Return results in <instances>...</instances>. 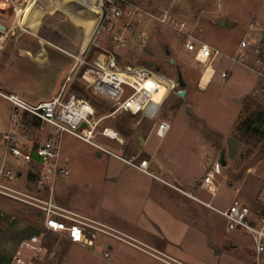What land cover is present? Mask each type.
<instances>
[{"label": "rangeland", "instance_id": "rangeland-1", "mask_svg": "<svg viewBox=\"0 0 264 264\" xmlns=\"http://www.w3.org/2000/svg\"><path fill=\"white\" fill-rule=\"evenodd\" d=\"M126 1L132 6L139 7L152 18L146 17L141 24L134 26L127 34L128 41L125 47L114 50L119 59V66L121 68L145 66L150 62L153 63L154 68L165 78L155 101L159 106L170 90L167 81L172 83L173 89L161 110L150 111L145 116L141 114L137 116L117 114L115 117L106 119L102 126L117 130V125L121 123L127 129L132 130L128 145L123 147V149L127 147L126 158L140 154L138 151H140L141 142L138 138H146L162 120L167 121L171 126L166 137L161 140L164 147L181 143L189 146L188 150L191 152L197 136L205 139L206 166L209 167L210 160H216L222 155L226 159V166L222 175L218 177L220 189L213 201V206L224 210L228 207L233 196V199L237 198L250 207L257 204L264 188V132H261L260 135L247 132L245 124L248 123L252 129L264 127V81L251 69L255 67L256 59L264 58V43L262 42L264 0ZM90 2L98 7V0H91ZM165 11L170 12L171 20L174 22L172 25L171 22L167 25L159 22V18ZM195 20V27L192 24L183 32L178 31L181 22L190 21L191 23ZM15 21L17 23L18 17L15 20L14 13L6 5L0 4V24L9 31L12 27V29L18 27L14 23ZM220 23L224 25H220ZM114 29L102 22L80 61L84 64H90L99 58L104 51L110 50V36ZM48 30L52 33L54 31L61 33L65 58L57 67L58 71L54 73V77L46 78L45 81L37 78L39 79L36 82L37 90L33 97L38 102L47 99L45 95L48 94V91H51L53 95L59 94L64 77L68 75L72 66L70 61L74 62V59L79 57V47H69L67 40L73 37L72 39L78 46L81 43V32L63 16L51 15L44 18L42 32ZM140 30H144L146 34L147 47L145 49L139 46L140 40L137 33ZM66 31L72 33L73 36L65 37ZM22 34H24L22 31L15 29L14 37L9 39L8 36L9 47L14 45L17 37ZM48 37L51 38L54 35ZM245 38L251 42L250 49L242 53L238 52L240 42ZM188 40H191L197 47L207 45L212 52L218 51L220 53V57L216 61L217 64L214 66L217 74L206 91H201L196 86L201 75V65L196 64L195 67L193 53L185 47ZM26 42H32V38L25 36L21 38L19 44L21 46ZM33 45L36 44L33 43ZM257 50L259 55L255 54ZM26 55L29 56V54ZM171 60L176 61V64H173ZM84 69V65H79L76 69L72 76L68 94L76 93L84 97L95 107L98 118L105 117L114 110L113 104L87 88L81 79ZM177 69L180 70L184 80L188 82L192 80L193 84L188 85L189 93L184 98L178 96L180 88L176 86L178 82ZM223 71L228 73L226 79L221 78ZM36 74L39 73L36 71ZM212 74V69L205 70L200 82L201 89H206ZM0 92L6 95L11 94V92L1 88ZM25 101L31 103L33 100L27 99ZM11 111L10 103L0 97V165L4 153L2 135L9 127ZM239 128H242V132H238ZM159 142L160 139H155V143ZM62 146L65 152L87 156V159L94 151L90 145H86L69 135L64 136ZM114 147L116 150L121 149V147ZM119 153L123 154L121 150ZM7 165L13 171L23 172V178L16 177L10 182L13 187L25 191L35 190L27 177L32 164L16 161L10 157ZM76 165V173L71 177V179L76 177L77 182L73 199L90 205V160L82 162L81 165L73 162V165L71 164L73 172ZM229 185H233L236 189L229 190ZM204 198L206 201L210 200L207 193H204ZM0 214V257L2 254L10 257L15 254L18 248L17 243L20 241L17 242V238H19L17 235L22 231L37 230L40 233L43 232L41 214L33 208L0 197ZM211 221L220 238L228 240L234 236L233 233L225 232V220L219 215L213 214ZM239 239L241 244L243 243L241 254H249L250 241L248 237L241 234ZM44 240L49 250L56 252V256L52 260H44L43 264H162L158 260L141 253H136L134 259H131L126 253L129 251L128 246L101 234H95L92 250L71 245L62 256L58 255L56 251L57 247L65 241L61 236L48 233ZM109 245H113L115 250L109 251L107 249ZM117 247L125 251V256L117 255ZM225 250L228 252V249ZM217 251L218 253L224 252V250L218 249ZM106 253L109 259L104 256Z\"/></svg>", "mask_w": 264, "mask_h": 264}, {"label": "built area", "instance_id": "built-area-1", "mask_svg": "<svg viewBox=\"0 0 264 264\" xmlns=\"http://www.w3.org/2000/svg\"><path fill=\"white\" fill-rule=\"evenodd\" d=\"M24 1L0 0V4L6 5L14 13L16 20L17 5ZM98 1L97 6L101 11L100 24L103 22L115 28L110 36V50L104 51L90 64L75 60L73 69L64 77L59 94L49 100L30 103L17 94L6 95L0 92V97L12 106L9 127L2 135L4 153L0 165V197L37 210L41 214L43 225V232L40 235L31 236L19 244L10 264H43L44 260L54 259L56 252L49 250L44 240L48 233L74 242H82L88 236L101 234L137 247L125 236L116 234L112 229L96 221L63 208L56 202L57 184L71 176L70 162L62 152L65 135L90 145L97 152L119 158L101 142L112 141L123 147L125 139L116 131L103 127L102 123L117 114L145 116L150 111L161 110L173 89L172 83L167 81L170 90L162 104L157 105L153 97L159 93V87L154 81L157 77L163 80L165 78L154 66L150 67L149 63L145 66L121 68L118 56L114 52L116 49L125 47L128 41L127 34L134 26L141 24L146 17H152L139 7L128 4L126 0ZM159 22L163 25L169 22L171 25L174 23L169 11L162 14ZM175 25L177 27V24ZM12 28L7 31L9 39L15 35V30ZM184 29L186 25L181 24L178 31L183 32ZM137 35L140 40L139 46L145 49L147 47L145 32H138ZM263 38L264 35L262 40ZM250 46V40L245 38L240 43V52L249 50ZM185 47L193 53L194 62L205 67L206 70L213 67L215 59L220 55L217 51L212 52L207 45L197 47L191 40L186 42ZM255 54L259 55V51L257 50ZM79 65L85 66L81 79L87 88L113 104L114 110L107 116L98 118L95 107L88 100L76 93L68 94L72 76ZM251 69L264 81L263 57L256 59L255 67ZM227 77L228 73L221 74V78ZM176 86L178 87V84ZM170 129V124L162 120L157 125L156 136L163 139ZM263 129L264 127L259 128V131L264 132ZM110 132H114V136H110ZM10 157L16 161L32 164L27 177L30 175L34 177L35 190L25 191L10 184L16 177L23 178V172L13 171L7 167ZM120 159L140 172L158 179L150 171L148 160L137 163V157ZM220 159L221 157L210 160L203 179L198 183L199 189L211 197V202L206 203L191 194L189 197L220 215L226 222L228 232L248 236L255 252L254 264H264V199L256 207L245 205L237 198L233 199L225 210L212 206V201L217 197L220 189L218 177L222 175L224 169ZM108 257V254H105V258Z\"/></svg>", "mask_w": 264, "mask_h": 264}, {"label": "crops", "instance_id": "crops-1", "mask_svg": "<svg viewBox=\"0 0 264 264\" xmlns=\"http://www.w3.org/2000/svg\"><path fill=\"white\" fill-rule=\"evenodd\" d=\"M180 24H185L187 29L192 24L195 27L196 20L191 23L190 21H183ZM60 34L59 31L42 32L41 26L39 38H34L30 33H24L18 36L15 44L10 47V40L8 39L0 51V88L11 92V94H19L25 100L32 99L31 103L38 102L33 97L37 90L36 82L39 80L37 78L45 81L46 78L54 77V73L58 71L57 67L65 58ZM65 34V37L73 36L67 31ZM53 35L54 37H51L53 39L48 37ZM25 36L32 38V42H26L20 46V40ZM72 38L67 40L69 47H78ZM40 41H44L45 44L42 46ZM42 48L47 53V60L44 61L43 67L32 60V57L36 56ZM219 57L220 55L213 63L211 68L213 74L206 89L200 88V82L206 70L205 67H200L201 75L196 83L199 90L206 91L211 84L217 74L214 66ZM70 62L72 66L69 73L76 61L71 60ZM36 71L39 74H36ZM191 81L184 80L187 96L189 93L188 85H193ZM45 96L46 100H49L57 95L48 91ZM110 129L119 133L125 139V145H128L131 135L125 136L113 128ZM156 130L157 128L146 138H138L141 142L140 151H138L140 154L131 155V158L132 156L137 157V163L148 160L150 171L158 179L140 172L121 160L120 158H126L127 147L123 149L124 146L121 147L115 142L103 140L101 143L119 158L102 154L94 149L87 159V156L65 152L62 146L63 155L70 162L71 176L59 181L60 184L58 183L56 189L57 204L128 238L137 247L106 236L128 246L129 251L126 253L131 259H134L136 253H141L158 260L162 264H254L255 252L251 239L247 236L250 241L249 254H241L243 249V243L241 244L239 239L241 233L228 232L225 226V232L233 233L234 236L228 240L220 238L211 221V216L217 213L189 197L191 194L201 201L211 202V197L209 201H206L205 192L198 187V183L203 179L208 169V166L205 165L207 163L205 139L197 136L193 151L189 152V146L186 144L176 143L164 147L161 144L163 139L156 136ZM155 139H160V142L155 143ZM114 146L121 147V149L116 150ZM120 150L123 154L119 153ZM86 160H90V205L73 199L77 182L76 177L71 179L77 168L76 165L73 172L71 164L73 165L74 162L81 165ZM28 178L34 186V179ZM228 188L229 190L236 189L233 185H229ZM263 199L264 188L257 204L252 207L259 206ZM94 240L95 234L88 236L82 242L65 240L61 246L57 247L56 251L58 255L62 256L71 245L92 250ZM107 249L114 251L115 247L109 245ZM217 249L224 250V252L218 253ZM225 249H228L229 253ZM116 253L125 256V251H122L120 247L116 248Z\"/></svg>", "mask_w": 264, "mask_h": 264}, {"label": "bare ground", "instance_id": "bare-ground-1", "mask_svg": "<svg viewBox=\"0 0 264 264\" xmlns=\"http://www.w3.org/2000/svg\"><path fill=\"white\" fill-rule=\"evenodd\" d=\"M90 1L91 0H25L23 3L17 5L16 17H18V21L16 24L18 27L14 28V30L18 29L23 33H30L34 38H39V32L46 16H63L73 27L81 32V43L78 46L79 57L74 59V61H80V58L87 51L92 42L94 33L101 21L100 8L93 5ZM8 36V32H0V49L5 44ZM40 42L42 46L45 44L44 41ZM32 60L43 67L44 61L47 60V53L42 48L36 56L32 57ZM124 76L129 75L124 74ZM155 80L154 82L158 85L160 93L164 80L161 77H157ZM159 93L153 97L154 101H156ZM110 136H114V132H110Z\"/></svg>", "mask_w": 264, "mask_h": 264}, {"label": "trees", "instance_id": "trees-1", "mask_svg": "<svg viewBox=\"0 0 264 264\" xmlns=\"http://www.w3.org/2000/svg\"><path fill=\"white\" fill-rule=\"evenodd\" d=\"M245 125H246L247 132H252L253 134L260 135L261 132L259 131V128H253L252 129V128H250V126H248V123L245 124ZM116 128H117V130L120 133L124 134L125 136H129V135L132 134V130L127 129L126 126H124V124L120 123V124L117 125ZM238 132H242V128H239ZM263 137H264V133H263ZM29 177L34 179V177L32 175H30ZM36 235H40V232L37 231V230H31V231L24 230V231H22L20 234L17 235L19 237V238H17V242L20 240L17 243V246H19V244L23 240H25V239H27V238H29L31 236H36ZM20 237H22V238H20ZM11 259H12V256L11 257L8 256V255L4 256V254H2L1 257H0V264H10L11 263Z\"/></svg>", "mask_w": 264, "mask_h": 264}, {"label": "water", "instance_id": "water-1", "mask_svg": "<svg viewBox=\"0 0 264 264\" xmlns=\"http://www.w3.org/2000/svg\"><path fill=\"white\" fill-rule=\"evenodd\" d=\"M220 25H224V24L220 23ZM0 31L2 33H5V32H7V28L0 24ZM262 42L264 43V38H263ZM171 62L173 64H176V61H174V60H171ZM149 66L153 67L154 64L153 63H149ZM177 72H178V82H177V84H178V87L180 88V90L178 91V96H179V98H184L186 96V94H187V92L185 90L186 84H185V82L183 80V77H182L181 72H180L179 69H177ZM220 161H221V164L225 167L226 166V160H225V156L224 155L221 156Z\"/></svg>", "mask_w": 264, "mask_h": 264}, {"label": "flooded vegetation", "instance_id": "flooded-vegetation-1", "mask_svg": "<svg viewBox=\"0 0 264 264\" xmlns=\"http://www.w3.org/2000/svg\"><path fill=\"white\" fill-rule=\"evenodd\" d=\"M1 32V31H0Z\"/></svg>", "mask_w": 264, "mask_h": 264}]
</instances>
